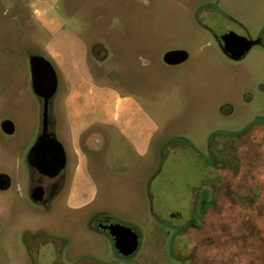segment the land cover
I'll return each mask as SVG.
<instances>
[{"label":"rangeland","instance_id":"rangeland-1","mask_svg":"<svg viewBox=\"0 0 264 264\" xmlns=\"http://www.w3.org/2000/svg\"><path fill=\"white\" fill-rule=\"evenodd\" d=\"M36 10L37 0H0V115L15 125L2 161L21 184L42 117L29 67L35 53L58 75L51 109L63 145L68 130V85L45 51L51 35ZM55 13L77 39L84 74L136 96L160 131L141 160L96 127L84 152L99 194L82 210L66 213L59 201L35 208L14 180L0 215V264H264V121L230 135L264 117V48L234 61L217 41L225 31L264 32V0H57ZM99 45L109 53L100 62ZM174 49L190 56L167 66L163 54ZM96 214L137 232L138 252L124 258L92 231ZM20 230L39 233L41 245L17 247ZM48 238L55 248L43 246Z\"/></svg>","mask_w":264,"mask_h":264},{"label":"crops","instance_id":"crops-1","mask_svg":"<svg viewBox=\"0 0 264 264\" xmlns=\"http://www.w3.org/2000/svg\"><path fill=\"white\" fill-rule=\"evenodd\" d=\"M56 1L37 0L41 12H36L40 14L37 19L51 35L45 51L68 85L63 99L68 127L65 140L78 154L72 168L68 207L78 211L91 205L99 194L84 152L86 147L92 148L97 139L96 127L116 133L130 145L134 156L143 160L150 154L160 126L136 96L100 85L84 74L77 39L67 31L65 21L56 15ZM108 54L106 51L105 59Z\"/></svg>","mask_w":264,"mask_h":264},{"label":"flooded vegetation","instance_id":"flooded-vegetation-1","mask_svg":"<svg viewBox=\"0 0 264 264\" xmlns=\"http://www.w3.org/2000/svg\"><path fill=\"white\" fill-rule=\"evenodd\" d=\"M229 32L232 31H225L221 35L217 36V41L222 51L231 60H241L254 46H261L262 48H264V32H262L256 38L237 34L251 41V44L249 45V49L242 57L232 58V56L226 52L225 42L222 39V37ZM99 48L100 52L106 54V48L101 47L100 45ZM177 50L185 51L187 53L188 57L185 60L187 61L190 55L186 50L174 49L170 51ZM100 52L95 55V59L98 62L105 59V56L103 58L99 56ZM168 52H165V54ZM165 54H163L162 60L167 66H175L181 64H167L164 61ZM33 55L40 54L35 53ZM36 96L39 98L40 103L42 104V117L37 127L38 129L37 133L35 134L34 143L25 156L27 164L24 170L20 172V177L23 181L22 184L18 176L19 174H15L14 176L8 174L6 169L7 167L2 161V156L6 154L5 144L3 143V140L7 138V136H11L15 133V125L11 119L0 115V215H4V213L7 212L6 202L8 193L13 186L14 180L15 182L18 181L17 189L20 195L24 198L26 197V199L30 201L33 207L43 208L46 211H50L54 204L59 201L62 209L66 213H69V211H71L68 207V195L71 186L72 168L73 164L78 159V154L72 148L69 142L65 140V144L63 145L56 138V134L54 131L56 120L55 115L53 114V110L51 109V101L54 96L49 101L47 111H45L44 100L39 95L36 94ZM263 121L264 117H261L256 119L253 123H257L258 125V122L260 123ZM245 131H249L248 127L244 131H242V134L245 133ZM109 224H112V222H110L106 217L100 214H96L91 218L89 227L92 231L108 235L113 241V238L109 234V231L103 230L101 228L102 225L106 226ZM24 234L25 232L23 230H20L16 233L17 236L15 245L17 247L22 245L34 250L37 248V244L39 246L41 245L39 233L28 232V235ZM56 245V242L54 240H51L50 238H48V240L44 241L43 243V246L48 249H53L56 247Z\"/></svg>","mask_w":264,"mask_h":264},{"label":"water","instance_id":"water-1","mask_svg":"<svg viewBox=\"0 0 264 264\" xmlns=\"http://www.w3.org/2000/svg\"><path fill=\"white\" fill-rule=\"evenodd\" d=\"M225 42V50L232 58H240L249 49L251 41L229 32L222 37ZM188 55L185 51H170L164 55V61L167 64L175 65L184 62ZM29 67L31 73V83L34 92L44 100L45 111H47L50 99L58 90L59 80L55 67L44 56H29ZM103 230H108L113 238L114 247L117 253L129 258L134 256L140 248V236L131 227L112 223L102 225Z\"/></svg>","mask_w":264,"mask_h":264},{"label":"trees","instance_id":"trees-1","mask_svg":"<svg viewBox=\"0 0 264 264\" xmlns=\"http://www.w3.org/2000/svg\"><path fill=\"white\" fill-rule=\"evenodd\" d=\"M259 123V122H258ZM261 123V122H260ZM255 124H257V123H253V124H251L249 127H248V129H250L251 127H253ZM242 134V132L241 133H231L230 135H232V136H238V135H241Z\"/></svg>","mask_w":264,"mask_h":264}]
</instances>
